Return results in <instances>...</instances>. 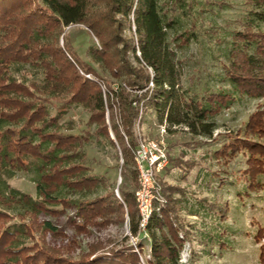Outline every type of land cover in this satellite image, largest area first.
<instances>
[{
  "label": "trees",
  "instance_id": "1",
  "mask_svg": "<svg viewBox=\"0 0 264 264\" xmlns=\"http://www.w3.org/2000/svg\"><path fill=\"white\" fill-rule=\"evenodd\" d=\"M239 1L237 26L223 29L206 12L223 8L226 0H0V264H183L184 241L192 259L203 240L198 233L228 210L227 201L215 203L205 193L214 178L206 160L228 162L240 153L245 167L237 172L251 187H264L257 180L264 174V0ZM199 20L209 24L208 50L223 56L216 76L227 87L181 81L178 52L199 40ZM79 24L96 40L86 47L88 59L65 32ZM244 95L261 103L237 131L213 136V116ZM76 107L86 117L74 129L63 117ZM145 114L168 132L182 127L219 145L198 159L166 149L168 163L155 173L164 202L154 200L140 230L133 149L139 137L153 138L135 132ZM110 130L122 158L119 197L105 175L85 163L87 143L105 139L115 148ZM173 168L181 172L171 181ZM21 170L34 173V195L11 186ZM193 170L196 179L202 171L209 180L187 184ZM67 204L76 209L80 230L126 215L136 249L128 240L108 254L95 246L74 257L46 245L43 235L57 228L49 219L36 221L37 215ZM262 232L264 222L253 234L256 241ZM258 256L264 262L262 245Z\"/></svg>",
  "mask_w": 264,
  "mask_h": 264
},
{
  "label": "rangeland",
  "instance_id": "2",
  "mask_svg": "<svg viewBox=\"0 0 264 264\" xmlns=\"http://www.w3.org/2000/svg\"><path fill=\"white\" fill-rule=\"evenodd\" d=\"M226 1L223 8L219 9L214 6V11L206 12V14L219 27L231 29L237 26L236 18L242 12L243 4L239 0ZM198 23L201 21L199 20ZM208 25L206 21L201 23L198 27L199 40L191 42L188 47L178 52V56L183 62L181 77L183 85L195 84L198 87L208 85L211 88L228 86L216 76V73L222 71L223 56L216 50H208L207 42L210 39V34L206 31ZM83 28L86 27L82 24L73 25L66 27L65 32L78 55L82 59H88L86 47L96 40L92 35H87ZM80 72L83 73L81 69ZM84 74L93 78L90 73ZM99 83L102 91L105 92L104 82ZM112 87H115V84ZM260 103V98L247 95L237 97L234 102L223 107L213 116V120L217 124L213 136L216 133H219L218 136L237 131L243 126L248 114ZM105 115L108 118V114ZM85 117L86 113L80 107H76L70 109L63 119H71L73 128L77 129L83 126ZM240 131L241 135L242 130ZM135 132L149 134L154 139L160 140L171 155L180 153L184 157L196 159L205 150L211 151L219 145L216 140L193 136L182 127L174 128L168 132L152 114H145L141 122L139 120L136 122ZM110 136L113 138L115 148L105 139L92 141L85 145V163L89 166L90 171L104 174L107 183L114 186V193L119 197L117 186L121 182V151L111 130ZM222 159V157H213L212 160L204 162L207 170H212L214 175L205 193L215 203L227 201L228 210L225 217L219 218L216 215L209 227L198 233L203 240L200 245L196 244L197 252L192 259L189 257L191 244L184 241L180 250V261L183 264H264L258 256L259 246L262 245L264 249V232L258 241L253 237L256 229L264 222V187H251L248 177L237 172L239 168L245 167L244 157L240 153L228 162H223ZM170 171L168 178L172 181V175H178L181 168H173ZM194 173L196 172L193 170L186 180V183L191 184L192 187L197 185L193 181L198 180L200 184H204L209 180V174L207 176L201 171L202 177L199 176L196 179ZM33 176L32 171L21 170L17 171L9 182L11 186L34 195ZM257 180L264 182V174L258 175ZM75 210L71 204H67L53 213L42 212L37 215L36 221L49 219L57 228V232L48 231L43 235L46 245L74 257L87 253L89 248L95 246L99 252L104 251L108 254L107 249L120 247L128 240L136 249L135 241L130 235L126 215L122 219L118 214H115L113 220L105 225H89L80 230L76 227L79 218L75 215ZM36 235L39 236L37 233ZM126 235L128 236L127 240ZM143 245L145 253H147L146 240H143ZM142 264L144 263L142 262Z\"/></svg>",
  "mask_w": 264,
  "mask_h": 264
},
{
  "label": "built area",
  "instance_id": "3",
  "mask_svg": "<svg viewBox=\"0 0 264 264\" xmlns=\"http://www.w3.org/2000/svg\"><path fill=\"white\" fill-rule=\"evenodd\" d=\"M138 139V143L133 149L138 182V186L134 190V199L139 217V229L142 230L152 211L154 200H157L158 204L164 202L160 195V186L155 173L166 166L168 159L165 146L160 140L140 137Z\"/></svg>",
  "mask_w": 264,
  "mask_h": 264
}]
</instances>
